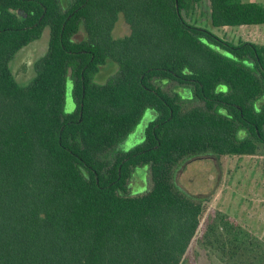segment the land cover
<instances>
[{"label":"trees","instance_id":"16d2710c","mask_svg":"<svg viewBox=\"0 0 264 264\" xmlns=\"http://www.w3.org/2000/svg\"><path fill=\"white\" fill-rule=\"evenodd\" d=\"M201 1L0 0V264H194V241L262 254L223 237L240 232L213 191L178 182L192 159L264 148V44L187 21ZM210 3L214 27L264 24L259 1ZM120 14L130 33L115 38ZM46 27L22 85L10 63ZM109 60L119 69L98 82ZM142 166L151 187L135 193Z\"/></svg>","mask_w":264,"mask_h":264},{"label":"rangeland","instance_id":"374dc122","mask_svg":"<svg viewBox=\"0 0 264 264\" xmlns=\"http://www.w3.org/2000/svg\"><path fill=\"white\" fill-rule=\"evenodd\" d=\"M246 1H259L264 4V0ZM210 14V0H202L190 12L186 10L183 12L190 23L205 27L235 44L241 40L264 44V24L214 27L211 24ZM81 33L85 34L83 29ZM129 33L130 27L123 14H120L113 36L119 38ZM49 40L50 29L46 27L40 38L24 46L11 61V69L22 85L29 84L35 77L36 62L47 54ZM118 69V64L109 60L97 74L96 80L101 83L106 82L117 73ZM74 105L69 93L67 111H72ZM152 115L153 112L149 111L142 124L125 142L126 148L143 138L144 126ZM178 182L191 193L213 191L212 209H220L236 216L255 233L264 232V148L256 155H223L220 158L209 155L192 159L179 172ZM131 186L135 193H142L151 187L148 166L136 168ZM215 256L217 255L199 241H194L188 253V258L194 264H210V262L215 264Z\"/></svg>","mask_w":264,"mask_h":264},{"label":"crops","instance_id":"0c3cea01","mask_svg":"<svg viewBox=\"0 0 264 264\" xmlns=\"http://www.w3.org/2000/svg\"><path fill=\"white\" fill-rule=\"evenodd\" d=\"M220 210V209H218ZM228 215H230L232 218H234L237 222L235 223V227H237V230L240 233H232L230 235L224 234L223 237L225 239L229 237L230 239L237 238V239H245L246 241L250 242V246L253 248H256L259 252L262 254H255V253H247L245 255H237L232 258H226L225 256H221L219 252L209 250L210 252H213L215 255V264H264V232L262 234L255 233L252 229L248 227V225L241 223L236 216L231 215L228 212H225L223 210H220ZM219 254V256H218ZM210 264H213V262H210Z\"/></svg>","mask_w":264,"mask_h":264}]
</instances>
